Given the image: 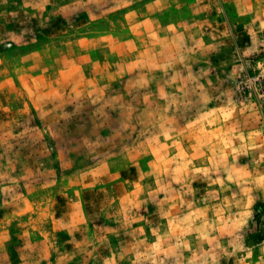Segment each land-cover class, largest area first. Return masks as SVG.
Segmentation results:
<instances>
[{
    "label": "rangeland",
    "instance_id": "1",
    "mask_svg": "<svg viewBox=\"0 0 264 264\" xmlns=\"http://www.w3.org/2000/svg\"><path fill=\"white\" fill-rule=\"evenodd\" d=\"M0 264H264V0H0Z\"/></svg>",
    "mask_w": 264,
    "mask_h": 264
}]
</instances>
